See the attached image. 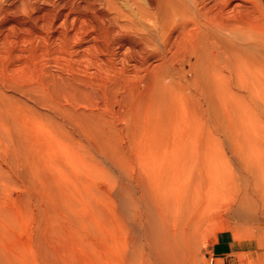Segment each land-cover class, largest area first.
Returning <instances> with one entry per match:
<instances>
[{"label":"bare ground","instance_id":"obj_1","mask_svg":"<svg viewBox=\"0 0 264 264\" xmlns=\"http://www.w3.org/2000/svg\"><path fill=\"white\" fill-rule=\"evenodd\" d=\"M34 2L0 5V25L10 23L0 27V134L16 173L3 177L19 179L28 219H35L26 240L0 244V264H193L196 239L221 206L264 231V0ZM65 5L78 26L67 27ZM8 15L24 18L16 24ZM58 19L52 47L46 31ZM8 30L21 33L10 39ZM83 35L90 43L75 49ZM49 54L63 65L40 63ZM127 64L134 78L126 77ZM22 66L34 75L24 78ZM11 77L19 82L15 98L3 87ZM85 78L101 81L103 103L97 89H85ZM112 99L124 125L110 116L115 108L104 107ZM52 149L65 160L48 159ZM65 165L93 178L107 174L105 188L91 182L89 191L103 204L83 200L85 170L78 168L83 180L76 185L78 173ZM58 176L69 184L58 187ZM59 214L71 219L70 245L61 248ZM69 248L92 259L77 249L71 256Z\"/></svg>","mask_w":264,"mask_h":264},{"label":"rangeland","instance_id":"obj_2","mask_svg":"<svg viewBox=\"0 0 264 264\" xmlns=\"http://www.w3.org/2000/svg\"><path fill=\"white\" fill-rule=\"evenodd\" d=\"M19 0H0V5H3V6H6V7H9L8 5L9 4H16L17 2H18ZM35 2V4L38 6V8H41V7H49L45 2H44V0H34ZM43 1V2H42ZM54 1H57V0H54ZM76 1H78V0H76ZM38 2V3H37ZM49 2H52V1H49ZM5 3V4H4ZM18 4V3H17ZM62 9V12H67L68 13V18L66 19L67 21H66V25H67V27L70 29V28H72V27H76V26H78L79 25V22L77 21V20H74L73 18H75V16L77 15V14H75V13H73V12H71V11H69L70 10V7H69V5H65L63 8H61ZM64 10V11H63ZM20 11H18V13H19ZM73 13V14H72ZM70 14H72V15H70ZM21 19V18H24V16H21V15H13V16H11V15H8V21H10L11 23L12 22H14V23H16L17 21V19ZM16 19V20H15ZM71 19V20H70ZM62 19H58L57 21H55V23L53 24V26L51 25L50 26V28H48L47 30L48 31H46V34L48 35V36H50L49 37V39H48V45H50V46H52L53 47V45H55V44H53V42H54V37H55V35L60 31V29H61V27H60V25H61V21ZM7 21V20H6ZM70 21H72V23L70 22ZM75 22V23H74ZM8 22H6V23H3V24H1L2 26H7V25H9L10 23H8ZM17 24V23H16ZM70 24V25H69ZM1 25H0V27H1ZM56 27H55V26ZM72 25H74V26H72ZM84 25H86L85 23H84ZM72 26V27H71ZM89 26H90V22H88V25H87V28L89 29ZM55 27V28H54ZM54 29V30H53ZM0 32H1V30H0ZM8 32H9V37H10V39H11V37H12V39H13V37L16 35V36H18V35H20V31H18V32H15V33H10V32H13V31H11V30H8ZM0 34H2V32L0 33ZM52 34H53V36L54 37H52ZM12 35V36H11ZM89 38V39H88ZM85 39V41H83ZM51 41V42H50ZM90 41H91V38H90V35H83L82 36V39H81V41H80V43L78 44V45H75L74 47H75V49H81V48H83V47H85L86 46V44H88V43H90ZM53 44V45H52ZM0 46H1V44H0ZM51 47V48H52ZM126 47V46H125ZM122 49H124V48H122ZM125 50V49H124ZM52 51V50H51ZM120 52V51H119ZM119 52H117V56H113V60H114V62L116 63L115 64V66L116 67H119L120 66V57H121V52L119 53ZM51 56V57H50ZM46 57H49L48 59L46 58ZM40 58V59H39ZM38 59H39V61H40V63H42L43 65H46L47 66V64L50 66V68H55V63H60L61 65H63L62 64V62L64 61H62V59L61 58H59V59H57L56 61H53V58H54V56L53 55H48V56H44V55H42V56H40ZM42 58V59H41ZM44 60H46V61H44ZM117 60V61H116ZM43 61V62H42ZM150 62H149V64H150V67H154V68H156L157 69V61L155 60V59H150L149 60ZM152 61V62H151ZM46 62V63H45ZM154 62V63H153ZM48 66V67H49ZM54 66V67H53ZM22 69V70H21ZM28 69V70H27ZM31 69V70H30ZM18 71H19V74L20 73H22V75L24 74V78H25V76H26V78H28L29 76H32V75H34V70H33V68L32 67H29V66H22L21 68H19L18 69ZM135 71V68L131 65V64H127V65H125V74H126V77L127 78H134L135 76H136V72H134ZM31 73V74H30ZM80 73V72H79ZM89 73V72H88ZM27 74V75H26ZM142 74H143V71H142ZM109 75L110 76H112V74L111 73H109ZM133 75H135V76H133ZM10 76V75H9ZM187 76H188V74H187ZM11 79V81H9L8 82V84L6 83H4L5 85H3V87H4V91L6 92L5 94L8 96V95H10L9 96V98H15V97H17V96H19L18 94H16L15 92H14V90H15V83L16 84H18L19 82L17 81H14V80H12V77L10 78ZM19 80V79H18ZM103 80V79H102ZM136 80V81H135ZM135 80H131V81H135V83L137 84H140L138 81L140 80V79H135ZM86 81V82H85ZM92 81V82H91ZM91 81L90 80H87L86 78H85V80L82 82L83 83V85H84V83H88V82H90V83H88V84H91V85H93L92 83H95L93 86H95L96 88H94L93 86H91V85H88L87 86V84H86V88L85 89H87V91H92L93 90V92L95 91H97V92H100L99 93V95H98V99L100 100V98H101V95H102V92L104 91V92H106L105 90H103V88H104V86H102V83H101V81L100 80H93V79H91ZM125 82V86L127 87L129 84H132V82ZM13 82V83H12ZM80 82V86H82L83 88H84V86L82 85V83ZM97 82V83H96ZM107 83V82H106ZM97 84V85H96ZM99 84H100V86H99ZM107 84H109V83H107ZM134 84V83H133ZM14 85V86H13ZM9 86H12V87H9ZM101 87V88H100ZM13 88V89H12ZM92 88V89H91ZM97 89V90H96ZM101 89V90H100ZM113 89V88H112ZM103 90V91H102ZM89 91V92H90ZM108 91V90H107ZM113 91H114V89H113ZM8 92V93H7ZM10 92V93H9ZM93 92H90L91 93V95H93L94 93ZM119 92V93H118ZM117 92V97H119L120 95H121V92L120 91H118ZM90 93H87V96H85V97H89L90 95ZM13 95V96H12ZM89 95V96H88ZM90 97H92V96H90ZM96 100L97 102L99 101V100ZM101 102H102V100H100ZM99 101V102H100ZM100 102V103H101ZM103 103V102H102ZM101 103V104H102ZM81 105H83V104H81ZM100 105V104H99ZM103 106V105H102ZM104 107H106V109H107V107H110L111 108V110H112V112H113V110H114V108L116 109L115 111H117V107H118V105L116 104V102L114 101V99H112V101H111V104H108L107 103V106H104ZM110 108H109V110L108 111H110L111 112V110H110ZM109 112V113H110ZM120 111H117V112H115V113H111L110 114V116L112 117V118H114V119H117L116 121H121V120H123V119H121L122 117V114L121 113H119ZM117 113V114H116ZM106 114H107V112H106ZM105 114V115H106ZM113 114H114V117H113ZM116 115L118 116V117H116ZM119 118H120V120H119ZM121 125H124V122L123 121H121ZM81 138V137H80ZM84 138V137H83ZM5 141V142H4ZM6 143H8L6 140H5V138H4V136L2 135V134H0V178L2 179V180H0V212H1V216L3 215V214H6V213H8V211H9V213L8 214H6V215H3L4 217H8V219H10V220H3V216H2V218L0 217V241L2 240H4L3 242L1 241L0 242V244L1 243H3L4 245H8V246H10V245H12L13 243H15V240L17 241V243H21V241H23L22 239L24 238V240H26L27 239V234L25 233V231L27 230V229H29V228H31V227H33V225L35 224V219L33 218V217H29V219H28V216H29V214H28V210H26L25 208H27V202L25 203L24 202V200L26 199L27 200V196H24V194H25V192L23 191V187L20 185V181H19V179H15V181H17L18 183H16V184H14L13 182L14 181H12L11 180V182L13 183H11V182H9V181H7L6 179L4 180V177H3V175H10L11 177H15L16 175V173H15V170H12V163L10 162L11 161V159H9L8 160V157L9 158H11L12 157V153H10L11 151H6L7 149V145H6ZM75 145V144H74ZM161 148H163V146H161ZM2 150V151H1ZM57 151H55V150H53L52 149V151H55V152H52L53 154V156L50 154V156L48 157V159H52L53 161H58L59 162V160H63L64 159V157L65 156H63L64 154H61V153H63V152H61V151H59L60 153H58V149H56ZM161 150V149H160ZM2 152V153H1ZM51 153V152H50ZM58 153V156H59V158H56L57 156H54V155H56ZM2 154V155H1ZM93 154H94V156L96 157V158H98V159H101V156L97 153V152H95V151H93ZM4 155V156H3ZM3 156V157H2ZM5 156H6V158H5ZM61 156V157H60ZM54 157V158H53ZM63 157V159H61ZM57 159V160H56ZM4 160H5V162H4ZM65 160V159H64ZM51 162L52 164L54 163V162ZM7 162V163H6ZM7 165V166H6ZM116 165H117V163L115 162V160H114V166H113V168L112 167H110L109 166V169H111V176L112 177H116V179H115V181H114V183L116 182V180H117V177H118V175L116 174V173H118V169H117V167H116ZM66 167H68V165H65ZM65 166H64V169H65ZM72 167H68L69 169H65V170H69V172L70 171H72V172H70L71 174H73L74 172H76V173H78L77 171H79L80 169H82L84 172H82V170H81V172H82V174H83V176H82V174L80 173V171H79V173H80V175L82 176V178L86 175V177H87V179H86V177H84L83 179H81V176H79V173L78 174H73V177L74 176H76V175H78L77 177H74V178H76V179H74L73 177H72V175H71V177H70V179H69V176H70V173L68 174V172H64L66 175L68 174V177L64 174V175H62L64 178H65V176H66V178L65 179H67L68 178V180L69 181H71L72 179L71 178H73L74 180L73 181H71L72 183L73 182H75L76 183V185H78V182H76L78 179L77 178H80L78 181L79 182H82V180H83V182L85 181H87L88 180V182H86L87 184H80V186H79V188H81V187H84V188H86L85 190L87 191H83V192H85V193H87V194H85L87 197H85V198H83V200L84 201H86V202H91L92 200L93 201H96L97 203H101V201H102V199L99 201V198H98V196H97V194L95 195V193H93L96 197H94V198H96L95 200L92 198V196H89V195H91V193H89V191H90V188H92L93 186H92V183L94 184V183H96V185H98V186H96V185H94V186H96L95 188H97V190L99 189V188H101V186H102V188H105L107 185H108V183H107V181H106V179H105V175H107V174H105V173H103V174H101L100 176L101 177H99L98 175L97 176H94V178L92 177V176H90L89 175V173H87L86 174V172H87V170H86V168H80L81 166H74V165H71ZM83 167V166H82ZM3 168V169H2ZM63 168V167H62ZM77 168V169H76ZM78 168H80V169H78ZM3 170V171H2ZM6 170V171H5ZM4 171H5V174H2V173H4ZM52 171H54V170H52ZM2 172V173H1ZM119 174V173H118ZM59 177V178H58ZM57 178H58V180L57 179H55V180H57V184L59 183L58 181H60L61 180V176H58ZM91 177V178H90ZM99 177V178H98ZM64 178H62L64 181H68V180H65ZM89 178V179H88ZM96 178V179H95ZM86 179V180H85ZM62 181V180H61ZM60 181V182H61ZM64 181H62V183L64 182ZM90 181V182H89ZM53 182H56V181H54L53 180ZM65 182V183H66ZM92 182V183H91ZM65 183H63V184H61V185H64ZM68 184H69V182H67ZM89 183V184H88ZM17 184H19V185H17ZM53 184H55V183H53ZM52 184V185H53ZM67 184V185H68ZM71 184V183H70ZM18 186V187H16V186ZM59 186L58 187H60V183L58 184ZM85 185H89L88 187L86 186L85 187ZM92 187H91V186ZM55 186H56V184H55ZM57 187V186H56ZM55 187V188H56ZM21 190H20V189ZM61 188H62V186H61ZM84 188H81V190L82 189H84ZM88 188V189H87ZM94 188V187H93ZM93 188L91 189L92 191H93ZM94 188V189H95ZM20 190V191H19ZM92 191H90V192H92ZM95 192H96V190H94ZM24 192V193H23ZM23 193V194H22ZM97 193V192H96ZM92 194V195H93ZM26 195V194H25ZM75 195V197H76V194H74ZM23 196V197H22ZM88 196H89V198H91L90 200H87V198H88ZM26 197V198H25ZM25 198V199H24ZM88 198V199H89ZM98 198V199H97ZM15 199V200H14ZM73 199L75 200L76 198H74L73 197ZM98 200V201H97ZM92 201V202H93ZM15 203H16V205H15ZM21 203V204H20ZM101 204H103V202L101 203ZM81 205V204H80ZM83 206V205H82ZM222 207V209H220ZM221 207H218L216 210H217V212L213 215V218H212V220L210 221V222H208L204 227H203V229L201 230V232L199 233V234H201V235H199L198 237H197V239H196V242H195V245H194V247H193V255H192V262H193V264H210V261H209V258H208V254H209V251H210V245H211V243L215 240V238H216V235H217V233H220V232H224L225 234H227L228 236H230L231 238H232V240L236 243V246L238 247V248H240L241 250H243L244 251V253H241L240 254V256H239V264H264V231H260L258 228H257V226L253 223V221L251 220V221H240L238 218H236L235 216H230L227 212H225L224 211V207L223 206H221ZM84 208H87V207H84ZM219 209V210H218ZM4 210H5V212H4ZM13 211V212H12ZM27 213V214H26ZM8 215H10V216H13V217H9ZM88 215L90 216V214H89V212H88ZM15 217V218H14ZM61 217V218H60ZM12 219H14V220H12ZM15 219H17V221L15 220ZM34 219V220H33ZM59 219V220H58ZM65 219V220H64ZM28 220H31V222L30 221H28ZM12 221H13V224H12ZM61 221V222H60ZM70 221H71V219H67V217L66 218H64L63 216H61L60 214H59V216H58V218L56 219V227H57V230L59 229V237H58V240L61 242H59L58 241V248H61L60 246L62 245V246H66V243H69V244H67V245H70V241H68L69 240V238H71L70 237V235L68 234L69 232H66V230L68 231V225L70 226ZM30 222V223H29ZM60 222V223H59ZM15 223V224H14ZM27 223H29V227H28V225H27ZM34 223V224H33ZM62 223V224H61ZM8 224V225H7ZM33 224V225H32ZM67 226H66V225ZM3 225V226H2ZM6 225V226H5ZM14 225V226H13ZM62 225V226H61ZM61 226V227H60ZM91 226H93L92 227V229H97L96 228V226L94 225V223L91 225ZM98 226V225H97ZM3 227V228H2ZM10 227H11V229H10ZM19 229H18V228ZM27 227V228H26ZM63 227V228H62ZM66 227H67V229H66ZM99 227V226H98ZM13 228V229H12ZM3 229V230H2ZM64 229V230H63ZM7 230V231H6ZM10 230H11V232H10ZM17 230V231H16ZM4 231V232H3ZM21 232V233H20ZM62 232H64V233H62ZM66 232V233H65ZM12 233V234H11ZM8 234V236H6ZM26 234V235H25ZM62 234H64V235H62ZM9 235H13L12 237H10ZM65 236V238H62V236ZM5 236H6V239H4L5 238ZM9 237V238H8ZM26 237V238H25ZM8 238V239H7ZM12 238V239H11ZM19 238V239H18ZM15 239V240H14ZM64 239V240H63ZM72 239V238H71ZM61 240H63V242L61 241ZM66 240H67V242H66ZM6 241V242H5ZM7 241H11L10 243L9 242H7ZM13 242V243H12ZM64 242H66V243H64ZM6 243V244H5ZM67 248V247H66ZM78 250V253H79V255L81 256V253H82V255L83 256H85V260H87L89 257L84 253V250L82 249V248H75L74 250H72V249H68V252L67 253H70L71 251L70 250H72V254H71V256H75V255H77L78 256V253H76L77 252V250ZM81 250V251H80ZM75 253V254H74ZM77 256H75V257H77ZM87 258V259H86ZM91 259H92V257H90ZM88 259V261L89 260H91V259ZM97 258H99L98 257V255H97ZM87 261V262H88ZM90 262H93V259L91 260V261H89L88 262V264H91ZM95 264V263H94Z\"/></svg>","mask_w":264,"mask_h":264},{"label":"crops","instance_id":"obj_3","mask_svg":"<svg viewBox=\"0 0 264 264\" xmlns=\"http://www.w3.org/2000/svg\"><path fill=\"white\" fill-rule=\"evenodd\" d=\"M244 253L236 246L230 236L224 232L217 233L210 245L208 258L210 264H239V256Z\"/></svg>","mask_w":264,"mask_h":264}]
</instances>
